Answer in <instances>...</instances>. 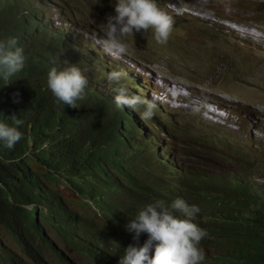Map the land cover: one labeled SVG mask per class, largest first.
I'll use <instances>...</instances> for the list:
<instances>
[{
  "label": "trees",
  "instance_id": "trees-1",
  "mask_svg": "<svg viewBox=\"0 0 264 264\" xmlns=\"http://www.w3.org/2000/svg\"><path fill=\"white\" fill-rule=\"evenodd\" d=\"M11 2L14 12L7 17L0 8V39L24 43L26 38L30 43L23 51V71L7 85L0 80V120L12 125L9 118L16 116L23 134L11 149L0 141V264H36L40 252L59 256L56 244L95 264H113L115 256L104 248L109 241L122 248V242L142 246L148 239L142 233L136 241L127 230L121 236L122 224L109 212L123 208L113 197L116 193L129 197L136 210L145 205L134 198L140 193L142 202L170 205L182 198L197 205L200 212L193 222L207 233L200 243L202 264H264V176L258 175L264 153L245 158L239 146L213 132L190 141L208 158L203 167L187 163L172 171L155 157L140 123L113 107L95 77L84 74L88 84L79 108L57 101L47 86L51 61L45 37L33 29L42 15L22 19V3ZM210 158L228 173L206 165ZM59 182L81 197L69 204L57 191ZM81 198L94 202L101 216ZM87 210L90 218L83 216Z\"/></svg>",
  "mask_w": 264,
  "mask_h": 264
},
{
  "label": "clouds",
  "instance_id": "clouds-1",
  "mask_svg": "<svg viewBox=\"0 0 264 264\" xmlns=\"http://www.w3.org/2000/svg\"><path fill=\"white\" fill-rule=\"evenodd\" d=\"M19 1L22 8H18V12L22 19L31 13L42 15L41 24L33 29L43 32L45 37L48 48L46 55L49 56L47 60L51 61L47 69V86L58 102L79 108L77 101L84 99L88 84L85 75L95 77L100 88L108 93L113 107L130 113L131 120L140 123V132L146 135L155 157L175 172L180 171L183 165L186 167L183 153L187 146L179 153L176 147V157L171 154V147L164 141L167 135H172L171 129L167 127L169 125L164 124L168 122L163 117L165 108L149 94L160 92L162 86H156L159 79L127 54L129 44L126 38L134 33L151 30L158 44L168 42L174 21L158 6L156 0H115V14H109L106 22L100 24L99 30L90 29L76 18V9L82 6L74 0ZM11 3V0H0V8L6 10L5 17L14 12ZM61 15H67V21L61 22ZM24 40V43H19L15 38L0 39V80L5 82L4 85L11 83L12 78L25 68L23 51L28 48L30 40ZM145 73L154 80L150 88L145 81ZM9 119L12 125L0 120V141L11 149L22 139L23 134L19 131L22 121L16 116ZM185 120L186 113L183 115V124ZM213 132L214 135H223L221 129L215 127L206 136ZM88 179L90 185L94 184L91 178ZM72 191L76 199L81 197L74 189ZM113 197L115 201L117 198L118 202L123 203V208L115 207L109 211L122 224L121 236L126 230L134 233L133 239L136 241H139L142 233L148 235L142 246L122 242L121 248L120 242L109 241L108 244L112 243V246L107 244L104 248L107 247L110 254L115 256L113 264H202L205 260L200 243L207 233L193 222L200 212L197 205H189L182 198H176L170 205L156 200L142 202L144 195L140 193L134 198L145 205L136 210L126 195L122 198L116 193ZM81 199L101 216V210L94 202ZM89 213L87 210L83 216L90 218ZM126 214L132 216L127 218ZM55 250L59 256L50 255V251L37 253L36 264H95L67 247L56 244Z\"/></svg>",
  "mask_w": 264,
  "mask_h": 264
},
{
  "label": "rangeland",
  "instance_id": "rangeland-1",
  "mask_svg": "<svg viewBox=\"0 0 264 264\" xmlns=\"http://www.w3.org/2000/svg\"><path fill=\"white\" fill-rule=\"evenodd\" d=\"M74 1L82 6L76 9V18L92 30H99L106 17L115 14V0ZM156 2L174 21L168 42L158 44L151 30L134 33L126 38L127 54L159 79L160 92L149 94L165 108L164 124L172 135L164 141L171 154L176 157V147L179 153L187 146L185 164L199 169L208 158L190 141L199 142L197 137L203 139L216 127L221 137L239 146L241 156L258 158L264 153V0ZM65 17H59L61 22L67 21ZM144 77L150 88L154 80L146 73ZM170 86L174 89L167 96ZM206 165L228 173L213 158ZM258 175L264 176V169ZM56 188L69 201L77 198L61 182Z\"/></svg>",
  "mask_w": 264,
  "mask_h": 264
},
{
  "label": "bare ground",
  "instance_id": "bare-ground-1",
  "mask_svg": "<svg viewBox=\"0 0 264 264\" xmlns=\"http://www.w3.org/2000/svg\"><path fill=\"white\" fill-rule=\"evenodd\" d=\"M172 88H173V87H172V86H170V88H169V89H167V90L165 91V94H166L167 96L169 95V93H171V92H172ZM173 89H174V88H173ZM178 94H179V92H177V93L175 92V95H176V96H178ZM172 98H173V97H172Z\"/></svg>",
  "mask_w": 264,
  "mask_h": 264
}]
</instances>
